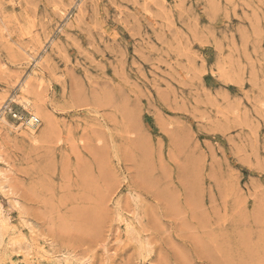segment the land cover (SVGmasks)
I'll return each instance as SVG.
<instances>
[{
	"label": "rangeland",
	"instance_id": "obj_1",
	"mask_svg": "<svg viewBox=\"0 0 264 264\" xmlns=\"http://www.w3.org/2000/svg\"><path fill=\"white\" fill-rule=\"evenodd\" d=\"M0 264H264V0H0Z\"/></svg>",
	"mask_w": 264,
	"mask_h": 264
},
{
	"label": "bare ground",
	"instance_id": "obj_2",
	"mask_svg": "<svg viewBox=\"0 0 264 264\" xmlns=\"http://www.w3.org/2000/svg\"><path fill=\"white\" fill-rule=\"evenodd\" d=\"M35 90V89H34ZM17 105H19L20 107L16 109L17 114L15 116H13L14 119L23 122L27 128H29V130L33 131L34 128H36L35 126L33 127L30 123V117L34 118V117H40V110L36 111L35 109H33L31 107V105H29V102L26 98L21 97V99L17 100ZM33 106V105H32ZM16 120H14L16 122Z\"/></svg>",
	"mask_w": 264,
	"mask_h": 264
},
{
	"label": "built area",
	"instance_id": "obj_3",
	"mask_svg": "<svg viewBox=\"0 0 264 264\" xmlns=\"http://www.w3.org/2000/svg\"><path fill=\"white\" fill-rule=\"evenodd\" d=\"M30 123H31V125L34 127H37L38 125H39V121H38V119L36 118V117H34V118H31L30 117Z\"/></svg>",
	"mask_w": 264,
	"mask_h": 264
}]
</instances>
